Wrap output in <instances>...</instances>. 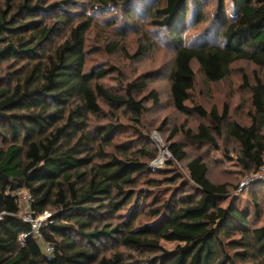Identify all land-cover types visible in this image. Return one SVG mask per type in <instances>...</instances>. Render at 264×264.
<instances>
[{
	"label": "trees",
	"instance_id": "obj_1",
	"mask_svg": "<svg viewBox=\"0 0 264 264\" xmlns=\"http://www.w3.org/2000/svg\"><path fill=\"white\" fill-rule=\"evenodd\" d=\"M78 2L0 0V264H264V183L238 191L239 182L209 176L215 152L246 173L264 166V0H232V17L226 0ZM118 9L140 11L165 32L173 103L204 119L196 130L171 131L165 166L150 167L160 150L142 124L146 101L159 103L156 90L141 96L149 84L140 76L107 86L118 69L89 64L95 12ZM208 21L185 41L190 26ZM139 46L134 58L146 50ZM238 61L256 67L253 82L242 71L250 124L232 120L227 104L188 105L194 63L216 83ZM100 117L113 122L92 121ZM180 132L185 141L174 139ZM221 137L238 143L235 156ZM175 163H185V175L170 170ZM20 190L31 195L34 218L50 213L37 234L21 217Z\"/></svg>",
	"mask_w": 264,
	"mask_h": 264
},
{
	"label": "rangeland",
	"instance_id": "obj_2",
	"mask_svg": "<svg viewBox=\"0 0 264 264\" xmlns=\"http://www.w3.org/2000/svg\"><path fill=\"white\" fill-rule=\"evenodd\" d=\"M78 1V3H81L85 0ZM226 4L228 13L232 17L235 11L232 0H226ZM95 15L96 25L88 35V48L92 50L89 55V64L103 67L114 66L118 69V72H115L104 80L107 86L115 87L116 85H122L140 76L149 84V88L141 96L146 95L150 89L156 90L159 103L155 104L153 99L146 101L148 111L143 115L142 124L144 131L151 134L154 144L157 147L158 143L161 145V155L164 148H168L169 135L175 127L185 125L186 128L196 130L198 125L204 121V119L196 115H187L178 111L173 103L169 81V72L174 60L173 46L168 42L165 32L151 26L148 16L140 11L134 10L129 16L121 9L109 10L105 13L95 12ZM115 15H117V18ZM114 19H116L117 23L114 22L113 25H109L108 23ZM209 23L211 22L208 21L199 26H190L184 35L185 41L192 42L195 36ZM148 41L151 44L149 47H147ZM115 42H118L120 46L117 50L110 52L106 47ZM139 44L145 46L146 50L143 54L134 58L133 55L140 47ZM193 68L196 80L195 88L190 92L191 101L188 102L189 106L199 104L209 110L213 106H218L222 109L227 104L232 120L246 125L250 124L249 110L252 106V98L249 89L243 87L242 71L253 82L256 67L252 63L247 61L236 62L233 65L232 73L226 79L216 83H211L204 78L197 63L193 64ZM104 107L106 108L105 105ZM92 121L98 124L113 122V120L107 117L93 118ZM120 122L126 126H123L125 130H129V132H125L128 137H132L131 133L133 131L128 128L130 124H133L132 121L123 116ZM163 122L166 124L163 130H161L160 127L163 125ZM127 135L125 134V136ZM125 136H119L118 140H125ZM174 139L177 141L186 140L182 132L178 133ZM219 145L222 149H229L233 156L236 155L239 148L236 141L224 137L219 138ZM188 151L190 156H193L199 150H195L191 145ZM219 153H211L209 156L210 178L216 182L229 181L232 184L240 183L246 172L242 171L235 160L225 163L218 161ZM164 157L165 163L161 166H165L166 160L170 158L168 154ZM173 169L180 171L184 175L186 174L185 163H175L170 168L171 171ZM45 195L46 198L49 197V193ZM243 196H246L245 192H243ZM176 244L175 242H163V245L169 249L175 247ZM124 251L127 256L131 255V251Z\"/></svg>",
	"mask_w": 264,
	"mask_h": 264
},
{
	"label": "built area",
	"instance_id": "obj_3",
	"mask_svg": "<svg viewBox=\"0 0 264 264\" xmlns=\"http://www.w3.org/2000/svg\"><path fill=\"white\" fill-rule=\"evenodd\" d=\"M157 145L160 150L162 148L161 145H159V143ZM167 154L170 156V152L168 148L167 149L164 148L163 153H161V155L159 154V156L150 163V167L157 168L160 167L162 164H164L165 157L163 158V156H167ZM255 183H264V166L255 172L246 173L242 181L239 183L237 190L241 191L246 187H248L249 185ZM18 193L20 199L25 202V211L22 213L21 217L32 224V230L29 234H37L41 231L42 227L47 224V220L50 217V213L47 212L44 215L40 216L39 218H34L31 212V208H32L31 195L28 192L22 190L18 191ZM27 235L28 234H25V236ZM48 249L52 250L53 247L48 244Z\"/></svg>",
	"mask_w": 264,
	"mask_h": 264
}]
</instances>
